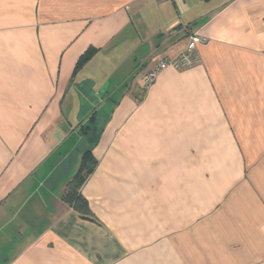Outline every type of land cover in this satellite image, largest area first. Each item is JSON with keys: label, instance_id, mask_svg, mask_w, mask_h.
Here are the masks:
<instances>
[{"label": "crops", "instance_id": "1", "mask_svg": "<svg viewBox=\"0 0 264 264\" xmlns=\"http://www.w3.org/2000/svg\"><path fill=\"white\" fill-rule=\"evenodd\" d=\"M0 264H264V0H0Z\"/></svg>", "mask_w": 264, "mask_h": 264}, {"label": "trees", "instance_id": "2", "mask_svg": "<svg viewBox=\"0 0 264 264\" xmlns=\"http://www.w3.org/2000/svg\"><path fill=\"white\" fill-rule=\"evenodd\" d=\"M95 53L94 49H89L81 56L77 63L76 69L84 65ZM166 60V59H162ZM94 115L90 116L85 125L81 126L79 133L87 138V148L82 154V158L78 170L74 177L69 180L61 196V200L71 209L79 213L83 217H90L91 211L88 202L81 194V188L85 184L87 178L97 165V160L92 155V148L97 142L99 131L93 125Z\"/></svg>", "mask_w": 264, "mask_h": 264}, {"label": "built area", "instance_id": "3", "mask_svg": "<svg viewBox=\"0 0 264 264\" xmlns=\"http://www.w3.org/2000/svg\"><path fill=\"white\" fill-rule=\"evenodd\" d=\"M172 1V0H159ZM205 42L203 37L188 33V42L185 49L171 60H159L157 64L144 76V86H150L158 76V74L168 68L174 70H183L196 65L199 60L194 54L196 46Z\"/></svg>", "mask_w": 264, "mask_h": 264}, {"label": "rangeland", "instance_id": "4", "mask_svg": "<svg viewBox=\"0 0 264 264\" xmlns=\"http://www.w3.org/2000/svg\"><path fill=\"white\" fill-rule=\"evenodd\" d=\"M88 119H89V118H87V120H86V121H88Z\"/></svg>", "mask_w": 264, "mask_h": 264}]
</instances>
